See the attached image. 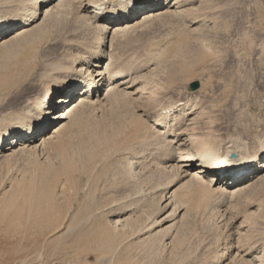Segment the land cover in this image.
<instances>
[{
    "label": "rangeland",
    "instance_id": "374dc122",
    "mask_svg": "<svg viewBox=\"0 0 264 264\" xmlns=\"http://www.w3.org/2000/svg\"><path fill=\"white\" fill-rule=\"evenodd\" d=\"M33 1L0 0V19L33 18ZM58 3L43 4L42 10L50 7L51 12L32 32L33 37L0 45V136L10 131L16 136L13 130L18 128V119L27 116L29 100L43 97L47 88L68 80L66 68L100 46L101 32L78 16L85 15L77 11L80 2L71 6L78 8L74 11H67L68 7L64 11ZM194 4L191 17H186L190 21L185 19L188 13L171 14L162 7L153 17L136 16L132 27L118 37L108 36V48L107 43L104 48L112 60L111 69L132 71L137 96L142 94L144 99L130 105L125 99L111 98L99 110L83 109L91 117L81 114L82 122L74 117L60 129L67 142L57 155L48 143L45 148L51 156L45 149L47 154L37 157L22 150L0 157V264L258 262L255 257L264 253V178L249 180L235 196L216 193L207 200L186 184L179 190L185 195L186 208L177 202L161 208L168 197L162 201L164 189L172 184L175 189L184 180L177 172L150 166L154 159L164 162L178 154L147 140L153 124L145 115L149 106L197 105L189 120L174 122L173 128L192 129L200 144L214 139L247 153L264 137V0H197ZM38 6L41 9L40 1ZM24 9L31 16L19 18ZM192 16L201 18L204 26L191 25ZM194 81L200 82V88L191 91ZM66 121H54L45 133H53ZM50 163L55 168L47 170ZM63 165L71 166L70 170L63 171ZM48 183L55 185L50 203L43 200L31 205L26 194ZM91 202L100 206L98 217L75 221L74 217L89 212L86 206ZM250 248L255 249L252 257L246 254Z\"/></svg>",
    "mask_w": 264,
    "mask_h": 264
},
{
    "label": "bare ground",
    "instance_id": "6f19581e",
    "mask_svg": "<svg viewBox=\"0 0 264 264\" xmlns=\"http://www.w3.org/2000/svg\"><path fill=\"white\" fill-rule=\"evenodd\" d=\"M39 1L41 2V4H44V3L46 4V3L51 2L52 0L51 1L50 0H34L33 2H35L37 6L35 5L34 7L35 8L34 13L33 12L31 13L33 14V18H29L24 21H20L19 19L6 20V21L0 19V45L1 44L7 45L9 43L12 44V42L16 40L19 41V39L27 38V36L29 35L32 36V32L36 30V28H38L41 25V23L45 22L43 20H45L44 18L45 16H47V12L50 11L49 10L50 7L45 8L43 10H42V7L41 9H39L38 8ZM129 1L130 0H73V1L72 0H59L58 5L59 6L61 5L63 9L68 7L69 10L67 9V11L73 10L72 8H74L73 6H75L74 2L75 3L80 2V4H77L79 5L78 6L79 9L78 8H77L78 10L76 8L75 9L79 12L81 10V14L83 12L85 13V15L83 16V14L82 15L78 14V16L81 19L84 18V19H87V21L89 20V23L94 27L93 30L97 31L98 29L101 32L102 37H101L100 44H99L100 46L98 48H95L97 50H93L89 52L87 51L88 52L87 55L85 53V56L83 55L82 57H79L78 61L76 60L77 62L72 67L66 68L67 74L69 77L68 80L59 82V84L55 85L54 88L52 87L47 88L43 97L41 98L35 97V99L34 98L32 99L34 101L29 100V105L24 113L27 116H25L24 118L20 117L17 121L18 124H16L17 125L16 127L18 128L15 129V131L13 130L16 136H12L11 131L8 134H5L6 137H4L3 135L0 136V157L14 154L15 152H18L20 150L24 152H29V154L31 153V155L34 154V156L36 157L40 156L41 154L43 155L46 151L51 152V150H52L51 153H53L54 151L55 154L57 155L59 151L61 150V145L67 142V136H64V135L60 136L59 131L60 129L68 126L69 119L71 120L72 118L74 119V117H77L75 119L80 121L79 117L81 114L82 116L86 114L89 115L88 112H86L85 114V113H82V111L85 112L84 110H87V108L89 107L91 109L93 108V109L99 110L103 105L105 106V104H107V101L109 99L111 100V98L112 100L113 98H115V100H118L116 98H122L123 100L125 99V101L128 102V104L130 103V105H132L134 102H137L145 98V96L142 94L140 96H137L138 89L135 90L136 80H135V77H132L133 75L131 73L132 71L127 72L126 70H112L111 69L114 66L113 67L111 66L112 62L110 61L112 60L108 56L107 49L104 48L106 43H107V48H108V41H109L108 36L111 37L112 39L118 37L122 32H125L126 30L132 27L130 22L134 21L136 16H139L141 13L142 14L147 13L148 14L146 15L147 17H153V15H158L161 13L159 9L162 7L166 8V10H164L165 12H168L171 14L177 13V15L178 14L182 15L181 13H188L185 15V19L190 21L186 17L189 15L190 11L193 12L195 10L194 6L196 5L194 3H196L197 0H131L135 4H139L138 5L139 7L134 6L135 8L132 6L133 3ZM33 2H31V4H34ZM192 5L194 6L192 7ZM27 6L28 5H26V7ZM59 6H56V7H58L59 9L62 8ZM188 6H191V7H188ZM30 7L28 6L29 9ZM56 7L55 9H52V12H54L53 10H56ZM125 7L130 9L129 12L127 13L123 12V8ZM192 8H194V10ZM198 8H199V5H198ZM28 11L29 10H26L20 13L19 18L20 16L22 18L31 16V15L28 16L30 12ZM77 11L75 13H77ZM116 11L120 12V15H118L116 18L111 17V15ZM197 11H195L194 13L200 12V11L198 12ZM188 17H191V16H188ZM194 17L192 16L193 19L190 22L191 25H194V26H197L198 24L202 25L201 18L199 17L194 18ZM203 17L205 18V16ZM203 20L205 21L206 19H203ZM85 21L86 20H84V22ZM76 23H77V20H76ZM85 23L86 25L88 24L87 22ZM21 24H24L23 27L22 26L18 27ZM80 24L81 23H79V25ZM203 26L204 25H202V27ZM81 28H82V25H81ZM199 28H201V26H199ZM112 46H113V43L111 42L110 49H112ZM149 64L151 65V63ZM129 68L127 69L129 70ZM131 68L133 69L134 67H131ZM139 70H141V68ZM170 104H172V102ZM195 106L197 105H193L194 108H192V107H189L188 103H185L183 105L180 102V103H177L175 106H168L167 104V105H160L155 108L149 106L148 110H146L147 108H145V115L150 121L153 122L152 126L151 124L149 125L148 131L151 130V133L146 135L147 140L150 138L149 140L152 141V144L155 143L157 145L159 142V145L161 143L164 148L168 146L174 152V154L175 153L178 154V157H175V156L171 158L167 157V159H164L165 160L164 162L160 160L161 158H158L159 160L157 161L154 159V161L153 160L151 161L152 164L150 163V166L153 165L155 167L154 169L156 170H165L167 172H177L179 173L178 175L180 176V179L184 180V182L181 183L180 186H178L175 189H173V184L169 185L168 187L164 189V191L161 194L162 201H164V198H166L167 195L168 197L164 201V202L167 201V203L164 206L162 205L163 207L161 208H165L166 206L168 207L169 205L171 206V204L174 202H177L180 206L182 205L183 208H186L184 206L185 205L184 201H186L184 200L185 195H183V193L182 194L179 193L180 188L186 184L190 186L191 190L196 192V195L198 193V195L200 194V196H202L203 200H207L210 194H211V197H213L212 194L214 195L216 193L217 194L219 193L220 195H223L224 197H232L233 195L235 196L236 192L238 193L240 189L244 188L245 186L247 187L248 184H250V183H247L249 180H251L252 182L256 177L262 178V180L264 178V158H261V153L264 152V137L260 139L258 146L255 147L252 152L244 153L241 149L235 148V144L225 147L223 143H218V141H215L214 139H212V141L202 140L200 144L199 142L196 141L197 138L193 136L195 131L193 132L192 129H189V130L183 129L180 131L178 130V127L177 129H175L176 127L173 128V124H175L174 122L178 124V122L180 121L179 124H182L184 121L189 120L188 117H190L191 114L195 112L194 110H196ZM92 115H94V113ZM89 116L88 118L91 119L90 118L91 116L90 117ZM59 119L61 120L67 119V121L63 123L61 122V124L57 128L54 129L53 133L51 132L49 134H46L45 132H47L49 125L53 124L54 121L59 120ZM89 119L86 121H89ZM27 120L29 121V124H30L29 127H27V124H26ZM193 120L194 122H196L195 117L193 118ZM171 121H173V123H170ZM80 122H82V120ZM34 125L35 127L33 128ZM157 127H159V129ZM168 128H170V130H168ZM55 132L56 133L58 132V133L56 134ZM143 136L145 135H142V137ZM146 137L143 140H146ZM211 138H213V136ZM8 141H11V142L8 143ZM48 143L50 144L49 147L51 149L50 150L47 148L49 151L45 148V145ZM9 144H11V146H8ZM236 146L242 147V144L240 142H237ZM8 148L11 150L13 149V150L11 153L6 154L4 151H6ZM50 152L48 154L49 156H51ZM171 152L170 153L168 152V153L171 155ZM186 152H188L187 153L188 155L186 154ZM38 159H40V157ZM175 161H179V163ZM131 163H133V161L130 162V166L133 171L134 163L133 164ZM50 164L49 166H47V170H51L55 168L54 165L52 164L50 165ZM70 168L71 166L69 165H63L61 167V169L65 172H68ZM249 191H248V194L251 193ZM54 192H55V185L52 183H48L47 185L45 184L43 189L39 187L36 190H32L28 192L26 194V198H27V201L31 205L34 202H39L43 200L50 203L49 201L52 198ZM248 194L247 196L250 195ZM220 197L216 198L215 196L216 200H220ZM222 203L224 204V202ZM247 203L249 204V202ZM220 206L222 207V205ZM86 207L89 210V212L85 214V216L82 218L77 219V217H74L75 221H79V223H82L84 220L90 218L92 215H95L96 217H98V212L96 211L100 210V206H98L97 203L91 202ZM94 211L96 213H94ZM259 212L254 211V213H257V214ZM58 214L56 215L58 216ZM221 214L223 216V213ZM255 218L256 217H254V219ZM55 220L57 221V219ZM74 220H72V223L75 222ZM58 222L59 220L57 221V223ZM254 248L248 249L249 251H247L246 254L252 257L254 254L252 252H254V250L256 249ZM255 258L258 261L256 264H264V253L261 256H257ZM246 261L249 262V260H245L244 262Z\"/></svg>",
    "mask_w": 264,
    "mask_h": 264
},
{
    "label": "water",
    "instance_id": "95a60500",
    "mask_svg": "<svg viewBox=\"0 0 264 264\" xmlns=\"http://www.w3.org/2000/svg\"><path fill=\"white\" fill-rule=\"evenodd\" d=\"M200 87V82L199 81H194L190 84V90H197Z\"/></svg>",
    "mask_w": 264,
    "mask_h": 264
},
{
    "label": "snow or ice",
    "instance_id": "6c2138e0",
    "mask_svg": "<svg viewBox=\"0 0 264 264\" xmlns=\"http://www.w3.org/2000/svg\"><path fill=\"white\" fill-rule=\"evenodd\" d=\"M44 5L41 4V7H43ZM261 158H264V152L261 153Z\"/></svg>",
    "mask_w": 264,
    "mask_h": 264
}]
</instances>
